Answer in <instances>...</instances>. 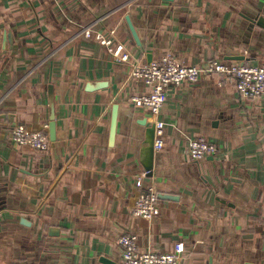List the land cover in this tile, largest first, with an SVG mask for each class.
I'll list each match as a JSON object with an SVG mask.
<instances>
[{
    "label": "crops",
    "instance_id": "1",
    "mask_svg": "<svg viewBox=\"0 0 264 264\" xmlns=\"http://www.w3.org/2000/svg\"><path fill=\"white\" fill-rule=\"evenodd\" d=\"M258 22L264 0H0V264H120L118 239L128 233L141 250L182 244L177 264H264V97L243 99L217 75L169 86L151 176L145 135L154 119L131 103L150 90L132 77L135 62L263 63ZM96 35L122 44L130 60L117 62ZM18 125L46 126L48 149L15 143ZM192 138L217 154L193 160ZM147 188L171 197L151 220L130 211Z\"/></svg>",
    "mask_w": 264,
    "mask_h": 264
},
{
    "label": "built area",
    "instance_id": "2",
    "mask_svg": "<svg viewBox=\"0 0 264 264\" xmlns=\"http://www.w3.org/2000/svg\"><path fill=\"white\" fill-rule=\"evenodd\" d=\"M91 31L84 32L85 37H90ZM99 43L105 46L108 52L117 62H128L130 55L122 44L111 46L109 40L96 35ZM132 77L142 80L150 90L131 99L135 107L147 108L154 119V150L162 147L161 136L164 124L158 120L162 110L165 90L169 86H180L184 82L194 83L201 76L217 75L223 80L232 81L236 91L243 99L256 100L264 97V62L256 66L243 64H227L218 60L208 61L202 66H185L178 63L170 55L150 63H133ZM12 139L22 147L33 150L46 151L49 147V139L46 134V126L40 130H27L23 126H15L12 129ZM187 154L193 160H202L217 154V148L204 138H192L188 141ZM135 187L142 188V178H138ZM160 198L152 188L140 191L130 208L131 214L145 220H151L159 215ZM121 249L120 264H177L183 253V245L178 243L171 253L163 254L149 250H141L134 234H124L118 239Z\"/></svg>",
    "mask_w": 264,
    "mask_h": 264
},
{
    "label": "water",
    "instance_id": "3",
    "mask_svg": "<svg viewBox=\"0 0 264 264\" xmlns=\"http://www.w3.org/2000/svg\"><path fill=\"white\" fill-rule=\"evenodd\" d=\"M126 22H127L128 28L130 30V33L134 41L136 42L137 45H139L140 43H139L137 34L128 17H126ZM260 25L264 28L263 24H260ZM102 86L103 84H99L95 87L100 88ZM93 88L94 87L90 86L88 89L92 90ZM48 102H49V120H50L48 131H49L50 139L53 140V137H54V103H53V87L51 84L48 85ZM117 110H118V107L114 105L112 108L111 123H110V138H109L110 144H112L115 131H116ZM145 136H146V164L144 165V170L148 173L149 176H151L152 163H153V157H154V146H153L154 138H155L154 125H151L149 126V128H147ZM159 198L169 199L171 197L165 196V195H159ZM101 261L104 264H114L113 262L107 259H104V258Z\"/></svg>",
    "mask_w": 264,
    "mask_h": 264
}]
</instances>
